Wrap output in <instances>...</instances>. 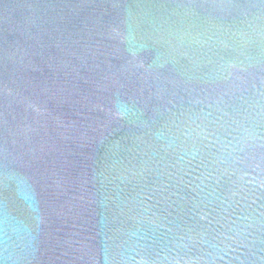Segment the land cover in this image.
Returning a JSON list of instances; mask_svg holds the SVG:
<instances>
[{
    "label": "water",
    "instance_id": "95a60500",
    "mask_svg": "<svg viewBox=\"0 0 264 264\" xmlns=\"http://www.w3.org/2000/svg\"><path fill=\"white\" fill-rule=\"evenodd\" d=\"M0 264H264V0H0Z\"/></svg>",
    "mask_w": 264,
    "mask_h": 264
}]
</instances>
